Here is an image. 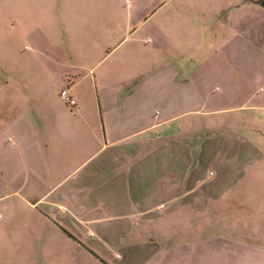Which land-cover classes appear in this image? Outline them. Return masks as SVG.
<instances>
[{"label":"crops","instance_id":"0c3cea01","mask_svg":"<svg viewBox=\"0 0 264 264\" xmlns=\"http://www.w3.org/2000/svg\"><path fill=\"white\" fill-rule=\"evenodd\" d=\"M52 2L61 29L30 49L46 58L33 94L6 95L18 73L0 84V264H264L243 231L264 218L243 188L264 160L245 123L264 116V50L238 33L180 63L169 0L104 49L102 0Z\"/></svg>","mask_w":264,"mask_h":264},{"label":"rangeland","instance_id":"374dc122","mask_svg":"<svg viewBox=\"0 0 264 264\" xmlns=\"http://www.w3.org/2000/svg\"><path fill=\"white\" fill-rule=\"evenodd\" d=\"M102 1L106 10L103 25L104 49L115 45L125 35L126 28L127 36L131 38L134 27L146 22V25L141 27L144 30L159 18L158 14L153 19L150 18L151 21H144L150 15L149 10L155 5L152 3L153 0ZM255 1L169 0L162 12L168 13L170 19H173L168 21L170 32L178 34L173 40L175 47L170 52L179 56L176 59L180 60V63L191 66L238 33H242L241 35L252 41L254 46L264 50V6L254 3ZM56 8L57 4L52 0H0V84L2 85L7 78L13 81L17 73L23 79V83L19 86L15 81L11 82L6 93L8 97L18 96L16 89H19V94H33V87L30 85L41 72L38 60H44L45 56L42 54V57H39L38 54L30 52V49L37 51L43 49L50 30L57 32V35L60 33L61 22L55 15ZM175 13L178 15H173ZM177 16L181 17L176 19ZM166 23L163 21V25ZM90 35L96 42L102 40L99 35L95 36L93 33ZM128 44L130 43L126 45ZM54 93H58L57 87ZM245 118L248 127L259 129L261 140H255L257 133L251 130L243 132V135L259 143L264 151L263 114H248ZM198 121L200 119L196 120ZM233 121V118L228 116L219 119L210 118L201 122L209 124L208 131L217 132L224 128L230 129V126L236 124ZM249 179L248 184L243 186L246 193L245 200L249 204L247 206L254 207L253 209L259 207L261 211L257 212L264 213V160L254 167ZM259 215L253 219L256 224L250 222L243 231L244 238L250 241L252 247H258L264 252V218ZM9 253L16 254V251ZM17 263L19 262L16 259L11 258L2 260L1 264ZM82 263L87 264L84 261ZM24 264H58V261H25ZM249 264H262V261L250 260Z\"/></svg>","mask_w":264,"mask_h":264},{"label":"built area","instance_id":"2783aa9c","mask_svg":"<svg viewBox=\"0 0 264 264\" xmlns=\"http://www.w3.org/2000/svg\"><path fill=\"white\" fill-rule=\"evenodd\" d=\"M60 98L69 106H74L75 105V100L69 96L68 90H63L60 93Z\"/></svg>","mask_w":264,"mask_h":264},{"label":"water","instance_id":"95a60500","mask_svg":"<svg viewBox=\"0 0 264 264\" xmlns=\"http://www.w3.org/2000/svg\"><path fill=\"white\" fill-rule=\"evenodd\" d=\"M259 3H260L262 6H264V1H259Z\"/></svg>","mask_w":264,"mask_h":264}]
</instances>
